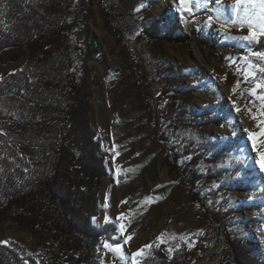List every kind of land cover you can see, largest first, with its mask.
<instances>
[{
    "label": "rangeland",
    "instance_id": "1",
    "mask_svg": "<svg viewBox=\"0 0 264 264\" xmlns=\"http://www.w3.org/2000/svg\"><path fill=\"white\" fill-rule=\"evenodd\" d=\"M103 2L112 11L108 0ZM92 7L89 24L99 52L88 61L95 79L91 120L108 171L102 178L94 223L113 222L116 226V242L102 239L99 244L102 263L133 264V254L153 241L166 255L176 243L195 246L193 238L202 231L205 220L198 197L170 157L180 154L184 145L215 142V154H206L198 169L204 176L210 169L217 171L219 181L200 179L199 196L208 203L220 204L227 199L234 207H243L237 209L229 230L264 255V138L254 137V144L247 129L259 132L258 124L264 120L260 114L264 106V53L251 47L264 29V0H132L125 17L120 19L113 12L114 19L109 21L95 0ZM146 12L161 22L176 14V33L171 37L149 36L143 30ZM250 31L257 37L242 39ZM26 59L27 55L17 62L0 63V78L19 69ZM170 65L175 66L177 74L158 72V68ZM141 75L146 78L156 108L151 122L150 99L142 100ZM180 86L187 90L182 91ZM172 93L178 96V105L190 111L184 115L190 123L178 129L165 114L169 102L166 95ZM219 101L232 110L221 125L208 121L218 115L215 105ZM155 125L167 134V150L154 135ZM242 134L237 146L221 150L223 142ZM113 143L125 155L124 162L116 159ZM133 151L137 155L132 158ZM185 159L175 163L182 164ZM235 178L242 186L221 188L219 182ZM116 190L122 193L124 212ZM8 241L37 256L36 240L12 222L4 224L0 235V243ZM44 259L51 264L49 258Z\"/></svg>",
    "mask_w": 264,
    "mask_h": 264
},
{
    "label": "trees",
    "instance_id": "2",
    "mask_svg": "<svg viewBox=\"0 0 264 264\" xmlns=\"http://www.w3.org/2000/svg\"><path fill=\"white\" fill-rule=\"evenodd\" d=\"M95 1L109 21L114 19L113 12L120 19L125 17L132 0H108L112 11L103 0ZM92 6L93 0H0V63L17 62L27 55L19 69L0 78V235L4 224L12 222L36 240L37 253L36 257L29 254L15 241L0 243V264H47L44 257L51 264H103L101 240L116 242L113 222L94 223L102 178L108 171L91 120L95 79L88 61L99 52L89 24ZM177 19L172 14L161 22L146 12L143 30L151 37H171ZM251 47L264 53V35ZM158 72L178 73L174 65L160 67ZM140 85L142 100L151 102V122L156 108L144 75ZM166 98L168 121L175 129L187 126L190 120L184 115L190 111L178 105L175 93ZM215 110L218 115L208 121L217 125L232 114L222 101ZM154 135L167 150V134L155 125ZM241 137L223 142L221 150L237 146ZM217 145H184L180 154L169 156L198 197L205 220L193 238L195 246L176 243L166 255L153 241L137 258L138 264H264V255L229 230L237 209L243 207H234L227 199L208 203L199 196L200 179L219 181L217 171L210 169L204 176L198 169L200 160L215 154L212 150ZM184 156L182 164L175 163ZM219 183L221 188L242 186L238 178Z\"/></svg>",
    "mask_w": 264,
    "mask_h": 264
},
{
    "label": "snow or ice",
    "instance_id": "3",
    "mask_svg": "<svg viewBox=\"0 0 264 264\" xmlns=\"http://www.w3.org/2000/svg\"><path fill=\"white\" fill-rule=\"evenodd\" d=\"M181 2L183 3L184 0H181ZM260 35H264V29L261 30ZM256 37H257V33L255 31H250L249 32V36L248 37H243L242 39H250V38L255 39ZM261 55H264V54H261ZM261 71H264V68H262ZM235 91H236V88L234 87L233 88V92H235ZM236 110L239 111V108H237ZM260 114H261V116H264V106L261 107V113ZM254 119H255V117H254ZM258 127L260 129L259 132H257V133L249 132V138L253 139L254 143H255L254 137L258 136V137L264 138V120H260V122L258 124ZM262 142H264V140H262ZM157 239L161 240V237H158ZM181 239H184V238L181 237ZM105 247H111V246L106 244ZM119 247H120L119 245L116 246V250L117 251H119ZM146 247H151V246L149 245V246H146ZM170 251H171V249H170ZM142 252H143V249H141L137 253L133 254V264H138V261L135 260V257L137 255H140Z\"/></svg>",
    "mask_w": 264,
    "mask_h": 264
},
{
    "label": "bare ground",
    "instance_id": "4",
    "mask_svg": "<svg viewBox=\"0 0 264 264\" xmlns=\"http://www.w3.org/2000/svg\"><path fill=\"white\" fill-rule=\"evenodd\" d=\"M245 127H247V126H245ZM247 129H248V133L251 132V129H250L249 127H247ZM251 140H253V139H251ZM254 144H256V141H255ZM256 146H257V145H256ZM112 147H113V150H114V153H115L116 159H117L119 162H124V160H126V159H125V155H124L123 153H121L120 151L117 150L115 143L112 144ZM135 155H137V153H136L135 151H133V153L131 154V157L133 158ZM129 156H130V155H129ZM129 156H128V157H129ZM116 193H117V196H118V199H119V205H120L119 207L121 208L122 212H124L125 208H124V201H123V198H122V196H121L122 193H121L120 191H117V190H116ZM121 216H122V215H121ZM126 223H127V222H126V220H125L124 225H125Z\"/></svg>",
    "mask_w": 264,
    "mask_h": 264
}]
</instances>
